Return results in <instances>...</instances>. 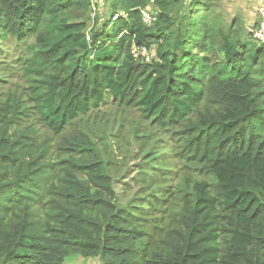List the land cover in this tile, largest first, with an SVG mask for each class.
<instances>
[{
  "label": "trees",
  "instance_id": "obj_1",
  "mask_svg": "<svg viewBox=\"0 0 264 264\" xmlns=\"http://www.w3.org/2000/svg\"><path fill=\"white\" fill-rule=\"evenodd\" d=\"M91 1L0 0V84L25 83L0 91V264H264V44L218 0H109L87 30ZM110 103L168 142L165 193L162 156L116 178L82 131Z\"/></svg>",
  "mask_w": 264,
  "mask_h": 264
},
{
  "label": "rangeland",
  "instance_id": "obj_2",
  "mask_svg": "<svg viewBox=\"0 0 264 264\" xmlns=\"http://www.w3.org/2000/svg\"><path fill=\"white\" fill-rule=\"evenodd\" d=\"M255 1L264 0H218L215 5L216 12L222 18L226 27L232 20H235L243 28L242 35H245L256 46L248 32L253 31V25L260 20V12L255 9ZM90 10L83 17L87 30L91 28V19L102 14L109 15V0H92ZM147 8L152 9L151 3ZM258 9V8H257ZM74 14L78 16L79 11L75 10ZM95 16V17H94ZM31 43H28L30 45ZM6 45L12 50V44L7 42ZM5 51L0 52V58H3ZM153 52L146 51L140 55L142 62L149 64L153 57ZM1 60V59H0ZM10 82H15L14 84ZM10 83L13 91L21 92L25 87L24 81L17 77H11L6 83L0 84V91H4ZM80 122V127L95 143L104 161L112 159L114 165L111 168V176L116 178H125L127 174L133 172L132 168L128 173L129 166L135 164L142 156L152 153L159 154L160 157L151 170H148L150 177L147 178L148 193L154 195L160 190L165 193L167 187L178 178V164L170 153L169 144L164 137L155 132L148 122L144 121L140 113L132 107H118L116 104H106L93 110L85 116ZM168 180V183H164ZM67 264H101L97 258H83L80 256H71L66 260Z\"/></svg>",
  "mask_w": 264,
  "mask_h": 264
},
{
  "label": "built area",
  "instance_id": "obj_3",
  "mask_svg": "<svg viewBox=\"0 0 264 264\" xmlns=\"http://www.w3.org/2000/svg\"><path fill=\"white\" fill-rule=\"evenodd\" d=\"M258 9L257 11L260 12V15L262 16V18L258 21L257 23V28L253 31V36H254V40L257 44L262 45L264 44V7L262 6V1H258ZM157 17V12L152 11V10H148V9H144L141 10V19L142 22L149 25L152 22L155 21ZM139 54L144 55L145 54V50L143 47H141L140 49H133L132 53L134 54V56H137Z\"/></svg>",
  "mask_w": 264,
  "mask_h": 264
}]
</instances>
